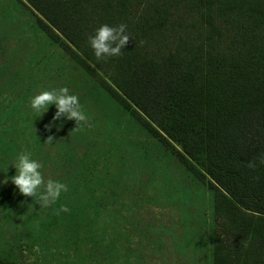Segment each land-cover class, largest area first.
I'll use <instances>...</instances> for the list:
<instances>
[{"label": "rangeland", "instance_id": "obj_1", "mask_svg": "<svg viewBox=\"0 0 264 264\" xmlns=\"http://www.w3.org/2000/svg\"><path fill=\"white\" fill-rule=\"evenodd\" d=\"M33 13L24 0H0V264H209L218 246L213 241L236 260L248 240L215 211L213 190L98 85L111 75L108 63L89 76ZM131 18L142 31L162 21V31L152 26L140 44L156 58L207 35L190 0H134ZM228 32L222 28L214 45ZM65 86L79 97L90 126L73 131L74 120L53 123L54 105L45 114L31 108L35 95ZM49 135L56 138L51 144L45 143ZM71 147L77 156L67 181L70 211L44 231L48 207L19 193L12 165L31 153L45 180L61 182Z\"/></svg>", "mask_w": 264, "mask_h": 264}, {"label": "trees", "instance_id": "obj_2", "mask_svg": "<svg viewBox=\"0 0 264 264\" xmlns=\"http://www.w3.org/2000/svg\"><path fill=\"white\" fill-rule=\"evenodd\" d=\"M39 28L86 74L97 77L105 61L111 75L98 85L197 180L214 192V209L248 242L231 255L210 250L209 264H264V0H190L207 30L186 50L160 58L143 54L140 41L162 31L156 20L142 31L131 18L134 0H24ZM128 25L134 38L118 57L97 60L88 37L103 24ZM228 28L226 41L215 39ZM219 38V39H220ZM76 147V146H75ZM75 147L65 154L68 177ZM256 159L257 167L248 164ZM68 188H70L68 186ZM67 193L47 208L44 231L68 212Z\"/></svg>", "mask_w": 264, "mask_h": 264}, {"label": "clouds", "instance_id": "obj_3", "mask_svg": "<svg viewBox=\"0 0 264 264\" xmlns=\"http://www.w3.org/2000/svg\"><path fill=\"white\" fill-rule=\"evenodd\" d=\"M128 25L121 23L117 26L103 24L96 29L95 34L88 37L89 46L92 48L96 59L105 60L111 57H118L122 54V50L128 44L130 39H134L127 31ZM143 44V41H140ZM54 105L57 109L53 117L55 121L67 120L75 121L73 131L82 130L89 125V119L86 116L79 97L71 94L67 86L54 90H44L31 99V108L36 113L49 110ZM51 131L52 124L46 126ZM56 138L49 135L45 143L51 144ZM259 165H264V155L258 157ZM256 159L249 162L248 167L255 169L257 167ZM12 167L16 169V174L10 177L11 183L18 188L19 193L23 196L32 197L34 202L39 203L41 207H50L54 205L62 193L69 191L68 185L52 179L45 180L41 173L43 165L31 158V153L25 152L19 154ZM9 179H5L3 183L7 184ZM70 211L66 205H61L59 212Z\"/></svg>", "mask_w": 264, "mask_h": 264}]
</instances>
